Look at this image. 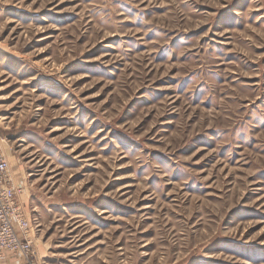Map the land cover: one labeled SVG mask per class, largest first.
<instances>
[{"label": "rangeland", "instance_id": "rangeland-1", "mask_svg": "<svg viewBox=\"0 0 264 264\" xmlns=\"http://www.w3.org/2000/svg\"><path fill=\"white\" fill-rule=\"evenodd\" d=\"M0 138L36 264H264V0H0Z\"/></svg>", "mask_w": 264, "mask_h": 264}, {"label": "built area", "instance_id": "built-area-1", "mask_svg": "<svg viewBox=\"0 0 264 264\" xmlns=\"http://www.w3.org/2000/svg\"><path fill=\"white\" fill-rule=\"evenodd\" d=\"M5 139L0 138V256H18L21 264H36L35 219L26 213L16 193V180L10 171ZM34 221V222H33Z\"/></svg>", "mask_w": 264, "mask_h": 264}, {"label": "crops", "instance_id": "crops-1", "mask_svg": "<svg viewBox=\"0 0 264 264\" xmlns=\"http://www.w3.org/2000/svg\"><path fill=\"white\" fill-rule=\"evenodd\" d=\"M0 264H21V259L10 252H5L0 256Z\"/></svg>", "mask_w": 264, "mask_h": 264}]
</instances>
